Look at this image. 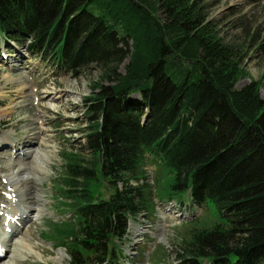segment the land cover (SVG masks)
Masks as SVG:
<instances>
[{
    "label": "trees",
    "instance_id": "16d2710c",
    "mask_svg": "<svg viewBox=\"0 0 264 264\" xmlns=\"http://www.w3.org/2000/svg\"><path fill=\"white\" fill-rule=\"evenodd\" d=\"M0 35L65 72L100 69L85 98L89 157L69 153L61 182L69 264L117 262L150 199L138 182L149 158L173 173L171 194L212 200L225 218L194 230L181 264H264L262 81L236 87L240 51L197 0H0ZM99 179L107 199L91 189Z\"/></svg>",
    "mask_w": 264,
    "mask_h": 264
},
{
    "label": "rangeland",
    "instance_id": "374dc122",
    "mask_svg": "<svg viewBox=\"0 0 264 264\" xmlns=\"http://www.w3.org/2000/svg\"><path fill=\"white\" fill-rule=\"evenodd\" d=\"M197 2L202 5L203 18L212 24L218 36L235 44L240 51L243 75L238 79L236 87L242 88L250 81L261 79L260 93L264 96V0ZM11 31L7 30L6 33ZM1 39H4L3 35H0V135L8 134V137L0 138V237L7 238L11 233L3 222L12 205L10 196H14L11 195L5 178L9 174L8 165L16 158L30 165L38 161L37 153L27 156L21 154L26 145L30 147L28 151H45L49 160L45 161L43 171L38 172L39 180L32 183L40 198L37 203L39 213L22 221L17 234L11 235L13 244L8 255L5 253L1 256L0 261L11 260V251L19 249L14 246L24 243L31 252L20 250L23 257L21 264H54L61 252L63 256L58 264H69L68 249L64 241L72 230L68 225L72 212L68 200L62 197L61 182L66 175L65 162L72 156L69 153H74L77 158L89 157L88 151L83 147L85 140L82 126L87 119L88 104L85 98L96 92L92 83L100 76V69L89 64L77 71L65 72L50 59L34 57V53L30 55L24 44L11 39L2 43ZM123 66L124 64L120 66L121 72ZM21 84L22 90H19ZM43 90L51 92L47 99ZM57 94L61 98H56L55 101L53 98ZM37 121L42 123L44 132L35 135L31 144H27L26 131H39ZM37 137L44 138L45 144L41 145ZM64 152L67 154L63 156ZM145 168L153 176L151 186L145 187L150 194L147 209L148 220L153 223V229L146 236L145 242L133 250L137 253L128 254L127 264H181L178 259L180 251L191 241L194 230L211 228L216 223L225 221V218L220 215L212 200L202 204L201 210L194 208L190 214L182 215L177 224L165 220L160 210L155 215L156 200L185 198L188 192L171 194L173 173L151 158L145 163ZM90 186L93 193L101 199H107L113 192L102 179ZM141 219L142 216H139L137 221ZM73 236L74 232L71 239ZM121 257L124 258L123 255ZM202 264L209 263L204 261Z\"/></svg>",
    "mask_w": 264,
    "mask_h": 264
},
{
    "label": "bare ground",
    "instance_id": "6f19581e",
    "mask_svg": "<svg viewBox=\"0 0 264 264\" xmlns=\"http://www.w3.org/2000/svg\"><path fill=\"white\" fill-rule=\"evenodd\" d=\"M6 81V80H5ZM7 81H10L7 80ZM4 82V81H3ZM21 86H19V90L21 89ZM2 89V85L0 83V90ZM44 91V96L47 99V95L51 94V92L49 90H43ZM56 98H61L60 94H57L56 97L53 98V100H57ZM15 106L12 105V107ZM54 110L56 109V105L53 108ZM10 112V110L8 111ZM1 117V115H0ZM26 118V116H23V118ZM22 119V118H21ZM37 120H39V118H37ZM39 122V121H37ZM40 126L37 127L36 129H28L26 131V138H27V144H31V139L36 137L35 135H38L40 132H44V129L41 128L42 123L39 122L38 123ZM2 132H0L1 134ZM7 138L8 134L6 135H0V138ZM39 137V136H38ZM37 137V138H38ZM40 140V141H39ZM38 141L41 145L45 144V139L44 138H38ZM27 147H25V150L22 149L21 153L23 156H27L30 153L34 154L37 153L38 157V161H36L34 164L30 165L28 163H25L24 161H22L20 158H16L14 160H12V162H10V164L8 165V169H9V174L6 175V183L9 185L10 188V193L11 195L14 194V196H10L11 197V208L7 211L6 215H7V219H5L4 222V226L5 228H8L10 233V236L7 238L4 237H0V258L1 256H3L5 253L7 254V252L9 253L10 250V246L11 244V235L16 233L21 224L22 221L27 218L30 217L33 214H38L39 210L37 207V203L40 201L39 199V195L36 192L35 189H33L32 183L34 181H38L39 177H38V172H42L43 168H44V163L45 161L49 160V155L44 151H37L35 152V150H30L28 151V148H30L28 145H26ZM21 201H20V200ZM191 199V197H190ZM163 213V212H162ZM2 222V223H3ZM149 227V225H147L146 223L143 224V226L141 227L143 230H146ZM17 234V233H16ZM17 244V243H15ZM14 246V245H12ZM15 248H19L18 250H14L11 251V260H9L8 262H5V260L0 261V264H21L23 262V257L21 256V252L20 250H25L26 252H31L30 249H28L27 244L24 243H18L16 246H14ZM8 255V254H7ZM62 252L59 253V256L55 259L54 264H58L61 259H62Z\"/></svg>",
    "mask_w": 264,
    "mask_h": 264
}]
</instances>
